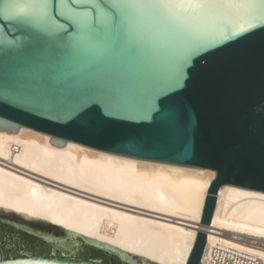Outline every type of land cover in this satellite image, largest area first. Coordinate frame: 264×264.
<instances>
[{
  "label": "water",
  "instance_id": "95a60500",
  "mask_svg": "<svg viewBox=\"0 0 264 264\" xmlns=\"http://www.w3.org/2000/svg\"><path fill=\"white\" fill-rule=\"evenodd\" d=\"M109 2L119 0H48L46 13L22 19L9 11L12 0H0V130L28 127L63 148L71 141L216 171L187 262L202 264L221 186L264 191V30L249 17L174 22L145 11L121 39L103 12ZM165 97L181 120L161 134L143 117L154 118ZM93 100L96 119L82 125L75 113ZM12 261L158 264L0 207V264Z\"/></svg>",
  "mask_w": 264,
  "mask_h": 264
},
{
  "label": "bare ground",
  "instance_id": "6f19581e",
  "mask_svg": "<svg viewBox=\"0 0 264 264\" xmlns=\"http://www.w3.org/2000/svg\"><path fill=\"white\" fill-rule=\"evenodd\" d=\"M55 141L0 130V207L158 264H187L216 171ZM207 235L202 264H264V191L221 186Z\"/></svg>",
  "mask_w": 264,
  "mask_h": 264
},
{
  "label": "snow or ice",
  "instance_id": "6c2138e0",
  "mask_svg": "<svg viewBox=\"0 0 264 264\" xmlns=\"http://www.w3.org/2000/svg\"><path fill=\"white\" fill-rule=\"evenodd\" d=\"M48 0H12L9 11L22 19L30 18L37 14L48 11ZM68 11L72 8L69 4ZM147 11L158 20L166 21H188L201 19L215 13H222L226 16H238L240 18L249 17L257 20L259 28L257 31L264 30V0H119L117 3L109 2L104 6L103 12L110 20V30L121 39H127L129 35L136 31L142 24L143 13ZM249 27H256L249 21ZM94 31V29H93ZM241 32L246 31L241 28ZM96 86L85 90L88 95H93ZM92 104H82L75 117L82 125H87L96 119V113ZM168 98L161 101V106L157 109V115L153 118L145 113L144 119H152L154 128L161 134H168L180 125L181 116L177 111L170 109ZM151 109L149 110V112ZM107 116L109 113H102ZM8 264H47L46 261L28 262H8Z\"/></svg>",
  "mask_w": 264,
  "mask_h": 264
},
{
  "label": "built area",
  "instance_id": "2783aa9c",
  "mask_svg": "<svg viewBox=\"0 0 264 264\" xmlns=\"http://www.w3.org/2000/svg\"><path fill=\"white\" fill-rule=\"evenodd\" d=\"M222 264H234V262L232 260H228L226 262H223Z\"/></svg>",
  "mask_w": 264,
  "mask_h": 264
},
{
  "label": "rangeland",
  "instance_id": "374dc122",
  "mask_svg": "<svg viewBox=\"0 0 264 264\" xmlns=\"http://www.w3.org/2000/svg\"><path fill=\"white\" fill-rule=\"evenodd\" d=\"M225 234H226V235H229V236L231 235L230 233H225Z\"/></svg>",
  "mask_w": 264,
  "mask_h": 264
}]
</instances>
